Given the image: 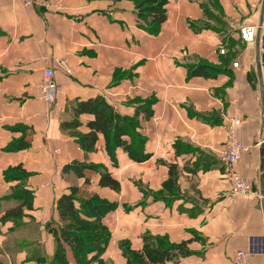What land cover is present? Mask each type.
Returning a JSON list of instances; mask_svg holds the SVG:
<instances>
[{"label":"crops","instance_id":"0c3cea01","mask_svg":"<svg viewBox=\"0 0 264 264\" xmlns=\"http://www.w3.org/2000/svg\"><path fill=\"white\" fill-rule=\"evenodd\" d=\"M167 13L153 35L141 28L129 0H36L30 6L0 0V260L5 264L52 261L61 225L57 202L73 186L117 204L103 219L111 231L103 257L113 264H128L123 241L141 250L146 235L187 241L189 252L162 264H233L236 251L250 248L255 238L263 250L252 254L250 264H264V199L259 198L264 145H258L264 132V70L258 42L246 44L240 34L244 26L264 25V0H170ZM193 58L216 66L217 75L190 76L188 64L198 62ZM47 68L54 69L60 87L54 105L41 98ZM99 95L128 116L152 100L153 116L141 112L138 128L147 137L149 159L138 162L118 148L114 162L103 135L97 150L86 152L62 131L77 100ZM233 118L242 120L240 142L252 148L231 168L221 150ZM92 119L81 115V131H88ZM19 123L31 134L32 146L5 151L22 136L23 130L11 128ZM76 161L107 168L120 181V191L101 186L98 172L87 184L64 171ZM19 164L32 173L34 207L22 219L2 222V214L17 204L3 199L12 186L4 171ZM170 166L178 171L174 185L167 184ZM234 172L250 179L255 192L232 196ZM73 259L70 264H76Z\"/></svg>","mask_w":264,"mask_h":264},{"label":"trees","instance_id":"16d2710c","mask_svg":"<svg viewBox=\"0 0 264 264\" xmlns=\"http://www.w3.org/2000/svg\"><path fill=\"white\" fill-rule=\"evenodd\" d=\"M129 1L135 4L141 28L158 35L162 25L167 21V5L170 0ZM225 64L227 67L228 64L226 62ZM188 70L190 76L205 78H213L218 72L216 66L204 60L188 64ZM121 75L117 73V80ZM152 103V100H147L135 115L128 116L122 115L101 95L87 100H77L71 108L72 119L62 121L61 129L67 135L76 138L86 152L96 151L99 136L103 135L106 150L114 162L118 148L124 149L134 160L142 162L151 155L146 152L147 137L138 130L141 124L140 114L143 112L146 118L153 116ZM85 114L94 116L87 124V132L81 131L80 117ZM22 126L14 128L17 131L23 130V134L10 142L6 147L7 151H22L32 146L29 138L31 134L27 133L25 128L22 129ZM64 171L73 172L78 178L86 179L87 184L92 174L98 172L101 186L115 191L121 189L120 181L102 165L76 161L64 166ZM31 174L22 164L11 166L4 171V179L12 186L11 193L3 199L17 200L18 204L2 214V222L22 219L26 215V210L33 209L35 194L28 186ZM169 174L167 184L174 185L178 171L174 166H170ZM116 207L115 202L86 192L82 187H71L70 192L63 194L57 202L61 225L56 231V251L49 264H70L68 247L71 248L76 264H113L103 257L111 238V231L103 219ZM122 246L128 264H162L175 259L181 252H189L187 241L175 243L166 236L146 235L141 250L132 249L126 241L122 242ZM42 259L43 257L40 258ZM44 260L48 261L46 257Z\"/></svg>","mask_w":264,"mask_h":264},{"label":"built area","instance_id":"2783aa9c","mask_svg":"<svg viewBox=\"0 0 264 264\" xmlns=\"http://www.w3.org/2000/svg\"><path fill=\"white\" fill-rule=\"evenodd\" d=\"M26 5H33L36 0H19ZM41 5L44 8H50V3L48 1H43ZM241 38L246 44H254L258 42V62L262 70L263 61L262 55L264 54V25L259 26H244L240 29ZM221 54H226L227 50L222 48L220 50ZM239 62H234L233 67H238ZM41 98L45 103L49 105H54L57 102L59 96V83L55 78V71L53 68H47L44 71L43 82L40 86ZM242 123L240 118H233L229 120L227 125V137L223 149L221 150L222 160L228 167L233 168L242 158V155L252 148L249 145L240 142L237 129ZM259 146L264 145V132L258 143ZM232 187L230 194L232 196H245L255 192L254 185L252 181L248 178L241 176L239 173L234 172L232 174ZM261 201L264 199V195H259ZM262 241L259 238H255L251 242L250 248L248 250L239 249L236 251L233 259V264H250V257L252 254L258 253L263 250Z\"/></svg>","mask_w":264,"mask_h":264},{"label":"rangeland","instance_id":"374dc122","mask_svg":"<svg viewBox=\"0 0 264 264\" xmlns=\"http://www.w3.org/2000/svg\"><path fill=\"white\" fill-rule=\"evenodd\" d=\"M85 1H86V0H85ZM87 1L90 2L91 0H87ZM113 1H121V0H113ZM47 9H49V8H47ZM227 54H228V52L226 53V55H227ZM191 56H195V55H191ZM191 56H190V57H191ZM193 59H194L195 61H199V60H197L196 58H193ZM200 60H201V59H200ZM191 61H192V60H191ZM191 61H190V62H191ZM201 61H202V60H201ZM20 126H21V124L19 123V124H16V125L12 126L11 128H18V127H20ZM22 127H23V126H22ZM5 151H7V150H5ZM12 203H13V204H16V203H17V204H18V201H17V200H12ZM17 204H16V205H17ZM54 226H55V227H58L59 225H56V224H55ZM51 231H52V230H51ZM88 240H89V239H88ZM88 240H87V241H88ZM245 250H248V249H245ZM68 254H69L70 259L72 260V259H73V256H72V251H71V248H70V247H68ZM73 260H74V259H73ZM0 264H5V262L3 261V259L0 260Z\"/></svg>","mask_w":264,"mask_h":264},{"label":"water","instance_id":"95a60500","mask_svg":"<svg viewBox=\"0 0 264 264\" xmlns=\"http://www.w3.org/2000/svg\"><path fill=\"white\" fill-rule=\"evenodd\" d=\"M263 42H264V39H263ZM262 61L264 63V54L262 55ZM263 68H264V65H263Z\"/></svg>","mask_w":264,"mask_h":264}]
</instances>
